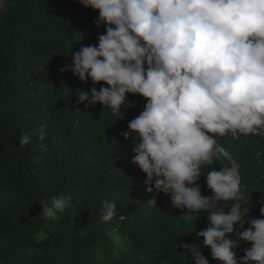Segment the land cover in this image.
<instances>
[{
	"label": "trees",
	"instance_id": "trees-1",
	"mask_svg": "<svg viewBox=\"0 0 264 264\" xmlns=\"http://www.w3.org/2000/svg\"><path fill=\"white\" fill-rule=\"evenodd\" d=\"M98 18L79 0L0 2V264H142L141 256L147 264H195L198 255L219 264L197 236L208 226L207 213L173 208L162 191L147 193L146 176L132 163L133 140L121 133L147 101L128 95L134 107L117 115L100 104L86 106L77 91L90 92L91 81L61 72L76 51L106 34L95 26ZM30 131V143L19 146ZM220 142L239 165L245 219L261 218L264 138ZM226 164L222 159L213 167ZM209 170L197 183L212 197ZM61 194L71 197L72 207L55 220L40 216L42 204L51 206ZM153 198L155 206L148 202ZM105 200L116 202L118 216L110 222L102 220ZM250 247L240 241L237 258Z\"/></svg>",
	"mask_w": 264,
	"mask_h": 264
},
{
	"label": "clouds",
	"instance_id": "clouds-1",
	"mask_svg": "<svg viewBox=\"0 0 264 264\" xmlns=\"http://www.w3.org/2000/svg\"><path fill=\"white\" fill-rule=\"evenodd\" d=\"M79 3L99 13L95 26L106 34L61 69L84 84L91 81L90 92L77 91L78 101L117 115L134 107L128 95L144 98L143 111L121 135L133 140L132 163L146 176L145 191L170 194L173 208L207 213L208 226L197 236L219 264H264V196L261 218L245 219L239 165L220 142L249 134L264 138V0ZM37 132L43 141L45 129ZM30 140L31 131L19 146ZM38 147L47 151L43 143ZM222 159L228 164L217 171L213 165ZM205 168L212 197L202 195L197 183ZM148 202L156 204L154 198ZM71 207V197L61 194L51 206L42 204L40 216L55 220ZM117 216L116 202L103 201L102 220ZM240 241L251 247L237 258ZM139 259L147 264L149 258ZM195 264L209 261L198 255Z\"/></svg>",
	"mask_w": 264,
	"mask_h": 264
},
{
	"label": "rangeland",
	"instance_id": "rangeland-1",
	"mask_svg": "<svg viewBox=\"0 0 264 264\" xmlns=\"http://www.w3.org/2000/svg\"><path fill=\"white\" fill-rule=\"evenodd\" d=\"M0 2H1V0H0Z\"/></svg>",
	"mask_w": 264,
	"mask_h": 264
}]
</instances>
